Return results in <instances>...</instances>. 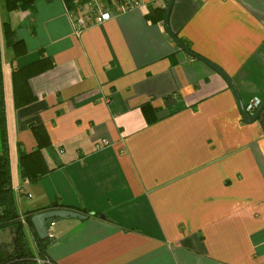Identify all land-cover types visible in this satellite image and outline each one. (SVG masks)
Instances as JSON below:
<instances>
[{"label": "crops", "instance_id": "0c3cea01", "mask_svg": "<svg viewBox=\"0 0 264 264\" xmlns=\"http://www.w3.org/2000/svg\"><path fill=\"white\" fill-rule=\"evenodd\" d=\"M1 3L0 29L9 20L25 49L16 55L1 35L17 210L56 202L85 215L47 224L52 261L264 264V108L242 119L223 77L168 34L167 0L105 2L112 15L79 33L65 0ZM168 23L223 68L244 104L264 97V0H174ZM43 56L52 64L29 76L33 99L15 106L12 69ZM37 123L52 143L42 150L50 170L31 183L18 150L36 148ZM101 139L109 144L97 150ZM12 238L0 231L6 247Z\"/></svg>", "mask_w": 264, "mask_h": 264}, {"label": "trees", "instance_id": "16d2710c", "mask_svg": "<svg viewBox=\"0 0 264 264\" xmlns=\"http://www.w3.org/2000/svg\"><path fill=\"white\" fill-rule=\"evenodd\" d=\"M34 1L3 0V5L7 11H10L31 7ZM65 1L68 5H71V0ZM163 11L164 7H161L160 12L162 14ZM1 35L5 40V44L12 47L16 55L25 51L23 41L21 39H14V29L10 21L4 20L2 22V29H0V231L11 228L13 238L11 246L7 247L8 249L0 242V264H56L47 254L51 243V236L40 238L34 229L31 218L38 212L56 208L57 206L65 207L68 205L52 202L46 207L26 210L20 215L15 203L4 95ZM181 40L190 47L186 40ZM51 64V58L43 56L12 69L11 81L15 106H22L33 99L28 89L27 80L29 76L44 71ZM26 93H29V95H26ZM142 108L143 111H146V108L154 110L148 103L143 104ZM152 112L155 113L154 111ZM30 130L36 140L37 146L31 152H23L19 149L18 164L20 176L31 183H35L50 170L42 150L51 148L52 143L47 129L42 123L31 124ZM80 211L84 213L89 212L85 208L80 209ZM29 232L33 243L30 241Z\"/></svg>", "mask_w": 264, "mask_h": 264}, {"label": "water", "instance_id": "95a60500", "mask_svg": "<svg viewBox=\"0 0 264 264\" xmlns=\"http://www.w3.org/2000/svg\"><path fill=\"white\" fill-rule=\"evenodd\" d=\"M173 2L174 0H167V3L164 8L163 22H164V25H165V28L168 34L176 42L179 48H181L186 53L201 59L206 64H208L210 67H212L214 71H216L219 75H221V77H223V79L227 82L229 88L231 89L236 99L242 119L247 123L253 122L258 117L262 109L264 108V97L261 99L259 105L256 107L253 113H249L245 110V104L243 103L241 99V96L239 94V91L237 90L236 85L234 84L231 77L225 71H223V68H221L219 65L209 60L208 58L192 50L170 28L169 23H168V16H169V11L171 9ZM68 216L85 218L84 214L78 211L69 209V208H51V209L44 210V211L34 214L31 218V221H32V224L34 226V229L37 235L40 238H45L48 236L47 224H50L53 221V219L56 217H68Z\"/></svg>", "mask_w": 264, "mask_h": 264}, {"label": "built area", "instance_id": "2783aa9c", "mask_svg": "<svg viewBox=\"0 0 264 264\" xmlns=\"http://www.w3.org/2000/svg\"><path fill=\"white\" fill-rule=\"evenodd\" d=\"M76 4L70 5L71 20L73 22L74 32L79 33L86 25L106 20L112 15V7L124 10L139 5L140 0H74ZM105 2L112 5L107 7ZM74 9V10H73ZM261 99L252 98L245 104V110L253 113L259 105ZM109 144L107 139H101L94 144L95 149H101ZM52 224V222H51ZM48 236L52 234L48 231ZM40 262H42L40 260Z\"/></svg>", "mask_w": 264, "mask_h": 264}, {"label": "rangeland", "instance_id": "374dc122", "mask_svg": "<svg viewBox=\"0 0 264 264\" xmlns=\"http://www.w3.org/2000/svg\"><path fill=\"white\" fill-rule=\"evenodd\" d=\"M1 2H3V0H0V3ZM3 9H2V3L0 4V19L2 20L3 19ZM3 231H5V230H3ZM4 242V241H3ZM6 247V246H5ZM6 249H8L7 247H6Z\"/></svg>", "mask_w": 264, "mask_h": 264}, {"label": "flooded vegetation", "instance_id": "af4514ba", "mask_svg": "<svg viewBox=\"0 0 264 264\" xmlns=\"http://www.w3.org/2000/svg\"><path fill=\"white\" fill-rule=\"evenodd\" d=\"M12 244V243H11Z\"/></svg>", "mask_w": 264, "mask_h": 264}]
</instances>
